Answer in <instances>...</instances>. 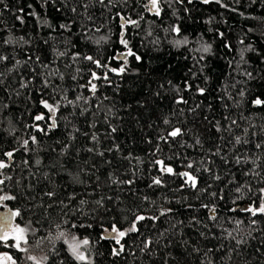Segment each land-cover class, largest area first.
<instances>
[{
    "label": "trees",
    "instance_id": "trees-1",
    "mask_svg": "<svg viewBox=\"0 0 264 264\" xmlns=\"http://www.w3.org/2000/svg\"><path fill=\"white\" fill-rule=\"evenodd\" d=\"M157 6L0 2V207L41 264H264V0Z\"/></svg>",
    "mask_w": 264,
    "mask_h": 264
},
{
    "label": "snow or ice",
    "instance_id": "snow-or-ice-1",
    "mask_svg": "<svg viewBox=\"0 0 264 264\" xmlns=\"http://www.w3.org/2000/svg\"><path fill=\"white\" fill-rule=\"evenodd\" d=\"M0 2H2V0H0ZM205 3H208L209 0H204ZM151 4L153 7L156 8L157 12L159 11L158 9V6H157V0H151ZM135 23V22H133ZM177 31H179V29H176ZM122 43H124L125 45L127 44L126 41L122 40L121 41ZM209 49L206 47L204 49V51H208ZM128 55H132L131 53V50H129L128 52ZM86 59L88 60H92V57H86ZM137 59H139V57H137ZM95 63L99 64L98 61H95ZM113 71H117L116 69H113ZM124 71V68H120L119 69V72H123ZM94 75V78L95 77V74ZM96 89V86L93 84L92 85V90L95 91ZM199 92L201 94H203L204 92V89H199ZM44 103V107L47 108L50 112H52L53 114L55 113L56 109L48 104L47 102H43ZM256 104H261L262 101H260L259 99H257L255 101ZM37 120H42L44 119L43 116H37L36 117ZM52 127H55V121L53 120V123H52ZM41 131H43V129H41ZM113 131H115V129H113ZM180 134V129H175L174 131H172L170 133L171 136L175 137L177 135ZM27 144V141H25V145ZM6 155L10 158L12 156V153L9 152V153H6ZM156 163L158 165H160L161 167V170L162 171H166L168 173H172L173 172V169L171 167H165L164 166V162L163 161H156ZM6 167V165L3 163V162H0V168H4ZM189 167H191V165H189ZM180 175H183L184 177L187 178V181H189L191 183V185L193 187L196 186V178L194 176H191L189 173L185 172V173H181ZM154 183L156 184H159L160 183V180L157 178L155 179ZM0 184H3V180H0ZM13 197H9L7 195H4L2 197H0V199H12ZM99 203V202H98ZM248 211H251L253 213V215L257 214V212L261 213V214H264V204H261L259 208H251V209H248ZM13 215H19V213H14ZM145 217L143 216H139L137 217V222L138 221H142L144 220ZM136 227H135V223H133V225L131 226L130 229H128V231H136ZM112 233H114L115 235H112L111 237H102L104 239H108V238H111V239H114L116 240V243L119 244L120 243V239L119 238H122L124 237L127 232L126 231H120L119 229H117V227L115 226V224H113L112 226ZM64 235V233H60V236L62 237ZM9 239H12L14 240V247L19 249L20 251L24 252V251H27L26 248H22L21 247V242L23 241V243H27V240L25 239V229L23 228H15V229H10V228H0V243H6ZM89 244V240L87 239H84L82 241H79L77 240L75 237L72 238L70 244H69V247L73 253V255L79 259V260H85L86 257L80 252V248L81 246H87ZM121 251H123V245H121V248H120ZM113 254L114 255H118L119 253L116 252V250L114 249L113 250ZM29 260H32L35 262V264H40L39 261L36 260V257L34 256H29L28 257ZM0 260L4 261L5 264L6 262H11V264H16V261L12 259L11 256H8L7 254H5L3 257H0Z\"/></svg>",
    "mask_w": 264,
    "mask_h": 264
},
{
    "label": "rangeland",
    "instance_id": "rangeland-1",
    "mask_svg": "<svg viewBox=\"0 0 264 264\" xmlns=\"http://www.w3.org/2000/svg\"><path fill=\"white\" fill-rule=\"evenodd\" d=\"M5 204L6 203L3 202V200H2L1 201V206L3 207L2 209L5 210L9 214V216L11 218V227H10V229H15V228H23V229H25V239L27 240V234L29 233L30 227L27 224H22V223H19L18 221H16L15 215H13L15 212L10 210V208H8ZM1 222L3 224H5V222L3 220H1ZM73 237H75L79 241H82V240L85 239V238H79V237L74 236V235L65 236V239H66V242H67L68 246H69V244H70V242H71ZM12 244L14 245V240H12ZM21 247L22 248H26L27 251H24L22 253V258H21L22 261H20V262H19V260H15L16 258L13 257L12 254L8 250H0V257H3L5 254H7L8 256H11L13 260L16 261V264H27V263L30 264V263H35V262L32 261V260H29L28 257L29 256H34V257H36V260L40 262V264L42 263V254L41 253H33V251H31L27 247V243L25 244V243H23V241L21 242ZM80 252L86 257L85 260H91L89 255L86 252V247L85 246H83V245L81 246ZM0 264H5V262L0 260ZM6 264H11V262L10 261L6 262Z\"/></svg>",
    "mask_w": 264,
    "mask_h": 264
},
{
    "label": "flooded vegetation",
    "instance_id": "flooded-vegetation-1",
    "mask_svg": "<svg viewBox=\"0 0 264 264\" xmlns=\"http://www.w3.org/2000/svg\"><path fill=\"white\" fill-rule=\"evenodd\" d=\"M3 207H0V228H10L11 227V218H10V216H9V214L5 211V210H3L2 209ZM4 217V216H6V217H8L9 218V222H10V224H8L7 222H5V224H3L2 222H1V220H2V217ZM0 244H4V245H9V244H11V245H13L12 244V239H9L6 243H0Z\"/></svg>",
    "mask_w": 264,
    "mask_h": 264
},
{
    "label": "water",
    "instance_id": "water-1",
    "mask_svg": "<svg viewBox=\"0 0 264 264\" xmlns=\"http://www.w3.org/2000/svg\"><path fill=\"white\" fill-rule=\"evenodd\" d=\"M2 220L5 221V222H7L8 224H10L8 217L4 216V217H2Z\"/></svg>",
    "mask_w": 264,
    "mask_h": 264
}]
</instances>
